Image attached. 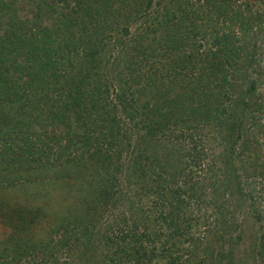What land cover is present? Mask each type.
<instances>
[{"label":"trees","instance_id":"16d2710c","mask_svg":"<svg viewBox=\"0 0 264 264\" xmlns=\"http://www.w3.org/2000/svg\"><path fill=\"white\" fill-rule=\"evenodd\" d=\"M250 1L0 0V157L89 191L39 242L29 231L46 213L15 223L0 199V264L77 248L84 264H264V70L248 36L264 0ZM122 201L119 236H95Z\"/></svg>","mask_w":264,"mask_h":264},{"label":"rangeland","instance_id":"374dc122","mask_svg":"<svg viewBox=\"0 0 264 264\" xmlns=\"http://www.w3.org/2000/svg\"><path fill=\"white\" fill-rule=\"evenodd\" d=\"M250 3L254 4L256 2L251 0ZM260 9H261L260 12H264L262 7ZM20 14L23 15L22 12ZM142 27H143V23L132 24L129 28L130 34H137ZM254 29L256 30V28ZM254 29L252 31L255 33H251L250 31V34L248 33L249 34L248 36L253 37L256 43L255 54L257 60H259V62H261L262 64L263 67L262 71H263L264 70V23H262L260 31L259 29L257 31H254ZM237 32L238 35L236 34V36L240 38L241 31H237ZM112 54L114 57L117 56V53L114 51L110 54V58H114L111 57ZM261 58H263V61H261ZM105 74L108 75L107 73ZM251 77L255 78L254 74H252L250 78ZM255 83L257 89H256V94H254V99H257V102L260 103L257 104L256 107L257 109L260 110L259 113L261 114V117L263 118L264 121V103L262 104V102H264V75H262L260 78H256ZM243 87L245 86H243L242 84V88ZM237 95L236 93H234L233 96L235 99H237ZM122 123L125 126L129 125L127 120H124V122L122 121ZM130 129H131L130 132H135V135L133 136V140H135L137 136L141 135L140 129L138 130V128H136L135 125H132ZM139 140H143V137H141ZM155 145H160V143L152 140L149 142V146H155ZM124 155L127 156L126 154ZM16 156L20 157V155L19 156L16 155ZM125 156H123L124 157L122 160L123 162H126L127 160ZM213 169H214L213 172L216 173V167ZM58 171H59L58 168L49 169L48 166L47 167L37 166L31 171L27 166H24V164L22 166H18V163L16 161L5 163L3 158L0 157V199L3 201L2 203H4V205L5 204L8 205L7 210L11 211L12 217H14V219L16 220L15 212L20 211V209L22 208H26L28 210L40 209L41 211L46 213L45 216L41 215L37 219V221L34 223V225L29 231L30 233L29 237L33 238V240L37 242L41 240H46L47 239L46 233L49 232L50 229L57 224V221L58 220L60 221L61 219L65 218V215L67 214L68 210H71L72 213H74L75 210L77 211L78 210L77 207L81 206V202L85 200L83 198L89 197V191L78 193L77 182L72 177L56 178V174H57L56 172ZM213 172L212 174H214ZM7 182H9L11 186L8 185ZM256 184H257L256 193H257L258 202L256 203L255 206H257L256 207L257 210L261 211L264 209V179L258 180ZM235 199L236 198L234 197L233 200L230 201V204H227V202H222L224 209L230 210L229 207L231 205L232 208L236 210L237 207H236ZM134 201H136V199ZM122 202L123 203L120 204L123 205H119L116 208H112L106 212L103 218L99 221L97 228L94 231L95 236L99 235L100 233H107L110 235V237L113 236L114 238L115 237L117 238L119 236L117 235V227L115 225L118 223L119 224L118 228L121 227L120 213L125 212V216H127L126 210L128 208L127 201H122ZM236 212L238 213L236 214L238 223L243 221L245 218H247L243 213H241L242 212L241 210ZM15 223H21V221L20 222L17 221ZM63 224H64V220H63ZM251 224H252V220L251 223H249V225L251 226ZM108 226H110L111 228L110 230L107 229ZM248 236L250 237L251 235L248 234ZM54 237L55 239H58V236H54ZM95 245H96V241L92 243L90 247L93 249H97ZM80 246L81 245H79L78 247ZM242 249L244 248L242 247ZM79 253L80 251L77 248L75 254L72 253V258H68L67 256H61L58 260V264H84ZM235 256L241 257L238 254H235ZM27 257L28 256L24 257L25 259L23 258L22 262H13L12 264H28L30 259H28ZM104 262L107 264L106 260Z\"/></svg>","mask_w":264,"mask_h":264}]
</instances>
